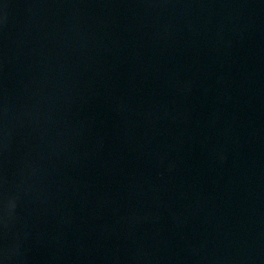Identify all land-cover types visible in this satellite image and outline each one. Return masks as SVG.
Segmentation results:
<instances>
[{
	"label": "water",
	"instance_id": "1",
	"mask_svg": "<svg viewBox=\"0 0 264 264\" xmlns=\"http://www.w3.org/2000/svg\"><path fill=\"white\" fill-rule=\"evenodd\" d=\"M0 264H264V0H0Z\"/></svg>",
	"mask_w": 264,
	"mask_h": 264
}]
</instances>
